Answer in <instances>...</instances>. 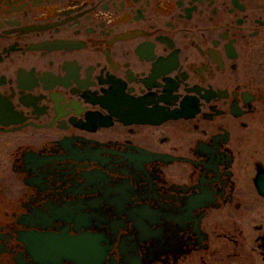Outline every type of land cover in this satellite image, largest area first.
<instances>
[{"label":"flooded vegetation","instance_id":"obj_1","mask_svg":"<svg viewBox=\"0 0 264 264\" xmlns=\"http://www.w3.org/2000/svg\"><path fill=\"white\" fill-rule=\"evenodd\" d=\"M0 264H264V0H0Z\"/></svg>","mask_w":264,"mask_h":264}]
</instances>
